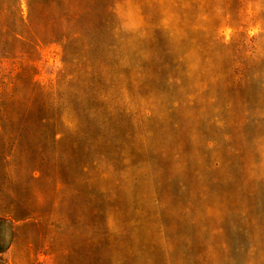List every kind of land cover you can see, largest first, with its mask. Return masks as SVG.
<instances>
[{
    "label": "rangeland",
    "instance_id": "374dc122",
    "mask_svg": "<svg viewBox=\"0 0 264 264\" xmlns=\"http://www.w3.org/2000/svg\"><path fill=\"white\" fill-rule=\"evenodd\" d=\"M0 220V264H264V0H0Z\"/></svg>",
    "mask_w": 264,
    "mask_h": 264
},
{
    "label": "trees",
    "instance_id": "16d2710c",
    "mask_svg": "<svg viewBox=\"0 0 264 264\" xmlns=\"http://www.w3.org/2000/svg\"><path fill=\"white\" fill-rule=\"evenodd\" d=\"M13 140H15V138H13ZM2 221L0 220V226L2 225ZM0 242H1V236H0ZM2 249H3V247L2 246H0V252L2 251Z\"/></svg>",
    "mask_w": 264,
    "mask_h": 264
}]
</instances>
